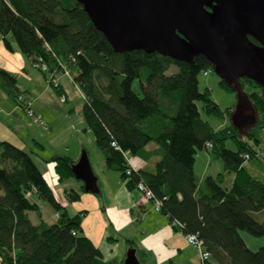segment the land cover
Masks as SVG:
<instances>
[{
    "label": "trees",
    "instance_id": "16d2710c",
    "mask_svg": "<svg viewBox=\"0 0 264 264\" xmlns=\"http://www.w3.org/2000/svg\"><path fill=\"white\" fill-rule=\"evenodd\" d=\"M0 35L11 50L5 39L10 35L45 79L55 78L60 70L68 73L85 100L82 117L103 154L105 168L120 173L128 190L144 182L161 201L159 212L168 223H180L172 227L183 235L196 234L210 254L202 264H264V246L252 250L240 234L264 237V183L245 166L256 160L255 170H264V146L259 145L264 135V82L238 80L252 106L249 113L254 119L248 127L231 120L213 130L199 116L196 103L218 118L232 116L234 107L221 109L207 88L198 89L200 72H213L201 54L181 62L140 49L116 52L75 0H0ZM171 66L176 71L168 74ZM218 83L235 93L233 83L221 77ZM0 90L22 107L17 99L24 92L17 76L1 67ZM226 140L234 150L225 147ZM202 149L222 161L224 172L199 181L193 166ZM129 155L155 157L153 170L136 168L127 175ZM47 161L58 182L74 178L76 160L53 156ZM0 192V264H123L124 255L121 260L104 259L101 249L82 234V212L69 215L32 155L6 141L0 142ZM33 194L52 208L55 220L42 219L38 202L29 198ZM64 196L67 202L81 197L71 188L64 190ZM28 212L35 214L37 223ZM126 247L134 248L144 264V251L132 240Z\"/></svg>",
    "mask_w": 264,
    "mask_h": 264
},
{
    "label": "water",
    "instance_id": "95a60500",
    "mask_svg": "<svg viewBox=\"0 0 264 264\" xmlns=\"http://www.w3.org/2000/svg\"><path fill=\"white\" fill-rule=\"evenodd\" d=\"M75 1L116 52L140 49L181 62L205 56L219 78L234 84L237 106L232 123L242 127L245 118L254 119L245 114L252 106L238 80L264 82V0ZM72 173L84 192L98 193L85 151ZM123 264H141L134 248L125 252Z\"/></svg>",
    "mask_w": 264,
    "mask_h": 264
},
{
    "label": "crops",
    "instance_id": "0c3cea01",
    "mask_svg": "<svg viewBox=\"0 0 264 264\" xmlns=\"http://www.w3.org/2000/svg\"><path fill=\"white\" fill-rule=\"evenodd\" d=\"M5 39L9 42L11 50L4 47L0 35V67L5 71L15 74L17 76V81L19 76L22 75L24 77L21 78H25V80L30 82V85H26L20 84L18 81L20 89L24 92L22 97L26 102L31 103V108L35 113L43 115L44 107L41 104L39 105L36 99H39V96L49 91L44 80L45 77L42 72H40L41 75L38 73V76L34 77L32 71L38 69L34 68L29 60L21 54L10 35L5 36ZM39 85L41 93H39L38 97L37 95L34 97V94L37 93H34L32 89ZM6 100V105L10 106L6 113H9V115L17 114L19 117L21 115L20 109L24 110L23 107L11 100L0 90V103L5 105L4 102ZM23 116L25 117V114H23ZM27 118L25 117L29 122L30 119L28 120ZM35 123H45L43 122V116H41L40 123ZM18 126H20V124ZM1 141L10 142L12 144L15 142L14 140L9 141L0 135V142ZM148 148L152 149L154 145L149 144ZM84 149H86L85 146L80 143V150ZM78 150L79 149L74 151L75 153L73 152V154L68 149H64L62 152H53L51 157L45 156L44 159L49 160L53 158V156H68L73 161H77L81 156ZM205 157L207 158L208 167L204 170V173L199 175L195 173V169L193 168L197 180L199 181H202L203 177L206 175H210L207 170H209L211 158L207 155ZM88 161L91 165L93 174L96 176V183L99 189L97 194L82 192V183L76 178L65 179L63 182H58L54 179V186L62 190L63 196L64 190L70 188L80 193L81 197L76 200V202H67L65 198V203H60L63 207H66L69 215H76V213L82 212L80 216L82 234L90 238L94 245L101 249L104 259L111 260V258H115L121 260V258H119L121 253L127 250L126 241L132 240L133 245L137 249L145 252L146 259L144 264H199L197 250L187 243L184 235L174 228L172 229L168 223L167 217L160 214V212L156 213V211L152 209V203L146 201L135 189L128 190L121 179L120 173L106 169L103 156L99 161L97 160L96 163H93L91 160V153H88ZM132 161L136 168H142L149 172L153 170L156 158L151 157L149 160H143L139 157L138 160L133 158ZM67 204H71L70 207L73 210L72 212H70V207H68ZM49 211L53 213L52 208L49 209ZM52 216L55 218L54 213ZM241 232L242 231H240V234L243 242L246 243L248 248L255 250L256 247L248 245V242H246ZM261 245H264V242H261L259 247ZM101 246H104L107 252L106 254ZM116 249L117 253H115ZM122 254L124 255V253Z\"/></svg>",
    "mask_w": 264,
    "mask_h": 264
},
{
    "label": "rangeland",
    "instance_id": "374dc122",
    "mask_svg": "<svg viewBox=\"0 0 264 264\" xmlns=\"http://www.w3.org/2000/svg\"><path fill=\"white\" fill-rule=\"evenodd\" d=\"M175 71H176V67L171 66L167 70V73L169 74ZM32 72L34 77L38 76V73L41 75L40 73L41 71L39 69L34 70ZM21 77L24 76L22 75L19 76L18 81L20 82V84L22 83V84L30 85L29 81ZM44 80L46 86L49 89L48 92H46L45 94L43 93L41 96H39V93H41L40 85L34 87L32 91L34 93H37L34 94V97H36V95L37 97L39 96L38 97L39 99H36V101H38L39 105L41 104L44 107L43 109L44 113L42 112L43 115L41 114V116H43V122L45 123L43 124L35 123L33 119L27 116L25 110L22 109H20L21 115L19 117L17 116V114L9 115V113L6 112H8L10 106L6 105L7 103L6 100L4 102L5 105L0 103V108H3L0 109V135L9 141L14 140L15 141L14 145L19 147L21 146L27 153L32 155L36 166H38L41 173L44 174L42 175L45 176L49 185L52 186L53 190L55 191V196L57 197L59 202L65 203V196H63L62 190L57 189L58 187L54 186L55 185L54 181L56 180V177L52 170L53 165L50 162H48L46 159H44L45 156L51 157L53 152L54 153L62 152L64 149H68L72 153L74 151H77V149H79L78 151L80 155H82V152L84 151L85 153H87L88 150V153H91L92 162L96 163L97 160L99 161L100 158H102L103 154L97 148L93 140L91 131L87 129L86 121H84V118L82 117L81 108L85 100L83 99L80 89H78L77 85L72 81V78H70L68 74L60 70L59 74H57L55 78L57 82L56 83L57 87L48 84L46 82V79ZM218 80L219 77L215 72H211L209 73V75H205L203 72H200L197 78L198 89L202 91L203 89L207 88L210 91L212 100L216 104H218L221 109L234 107L231 112L232 116L224 114L225 116H223L222 118H218L213 115L211 116L207 115L202 109L201 102L196 103L199 109V116L202 118V120L206 121L213 130H218L223 126L229 124V122H231L232 120L235 108L237 106L236 94L233 92L232 93L227 92L223 88H220ZM133 86L134 89L138 91L139 86L137 81H135ZM22 113L25 114L26 118L28 117L27 118L28 120L30 119L29 122L25 119ZM245 114L250 116L249 112H246ZM248 118L244 119L245 121L243 126L244 125L246 127L249 126V124L247 123L249 121ZM19 124L20 126H18ZM35 142L41 144L42 147L40 148L37 144H35ZM80 143H82L87 150L86 149L80 150ZM259 145L262 147L264 146V135L261 136ZM225 147L230 148L232 150H234L235 148L231 140L225 141ZM88 153H87V157H88ZM206 155L209 156V158H211V164L209 165L208 168L209 170H207L209 171L208 173L213 176L220 172L223 173L224 168L222 161L218 158H214L208 151L204 149H202V151H199L197 157L195 158L196 160L193 167L195 169V173L201 175L202 173H204V170L208 167L207 158L205 157ZM133 158L135 160H138L139 157L137 158L135 156H129V161L130 164L132 165L134 163L132 161ZM255 164H256V160H250L246 162L245 166L248 167L250 170H252L254 176L260 179L264 183V170L263 169L255 170L254 167ZM68 179H75V178H68ZM135 191L139 193L136 189ZM29 198L31 201L35 200L39 203L42 219L44 220L46 219L48 221L55 220V218L52 216L53 213L49 211V209L51 208L47 203L45 202L42 203L38 201L34 194L30 195ZM70 205L71 204H67L68 207H70ZM69 209L70 212L73 211L71 207ZM152 209L156 211L153 203H152ZM157 212L159 213V211H156V213ZM28 218L32 221L33 224L38 222V219L36 218L33 212H28ZM170 227L173 229L171 224ZM241 233L243 234L246 242H248L247 244L250 245L251 247H256V249L259 248L261 242H264L263 236L254 237L253 235H251L249 232L246 231H242ZM101 248H103L104 253L106 254L107 252L104 246H101ZM125 252L122 253L125 254ZM115 253H117V249L115 250ZM122 253L119 258L122 257L123 255Z\"/></svg>",
    "mask_w": 264,
    "mask_h": 264
},
{
    "label": "built area",
    "instance_id": "2783aa9c",
    "mask_svg": "<svg viewBox=\"0 0 264 264\" xmlns=\"http://www.w3.org/2000/svg\"><path fill=\"white\" fill-rule=\"evenodd\" d=\"M41 69H43L45 71L47 70L46 67L43 65L41 66ZM203 73L205 75H209V73H211V72L209 69V70H205ZM66 74H68V73H66ZM46 82L48 84L53 85L54 87H57L56 86L57 82H56L55 78H52L49 76L46 78ZM17 102H20L22 104V107L25 110V113H27V115L30 116L35 122H39V123L41 122V114H37L32 110L30 102H26L25 99L21 95L18 96ZM206 146L211 148L210 144H207ZM244 156H245V158L249 157L247 154H245ZM125 159H126V162L129 164V167L126 170L127 175H128V174H131L132 171H134L136 169V167L133 166L132 164H130L129 157L125 156ZM135 189L139 193L142 194L143 198L146 201L152 202L154 204L156 211H160L161 206H162L161 201L154 196V194L151 192V190L148 189V187L144 184V182L139 181V183L136 185ZM171 225L172 226L173 225L174 226H177V225L180 226V223H178L177 221H173L171 223ZM185 238H186L188 244L192 245L195 249H197L198 255H199V260H200L199 263L202 264V262L204 260H207V258L210 256V254H208V252L203 249V246H202L200 240L197 238L196 234L195 235L187 234V235H185Z\"/></svg>",
    "mask_w": 264,
    "mask_h": 264
}]
</instances>
